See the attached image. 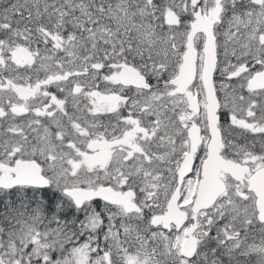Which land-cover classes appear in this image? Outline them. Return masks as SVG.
<instances>
[{
	"label": "snow or ice",
	"instance_id": "obj_1",
	"mask_svg": "<svg viewBox=\"0 0 264 264\" xmlns=\"http://www.w3.org/2000/svg\"><path fill=\"white\" fill-rule=\"evenodd\" d=\"M0 264H264V0H0Z\"/></svg>",
	"mask_w": 264,
	"mask_h": 264
}]
</instances>
